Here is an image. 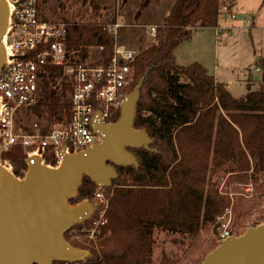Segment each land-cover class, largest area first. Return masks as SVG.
Masks as SVG:
<instances>
[{
    "label": "trees",
    "instance_id": "16d2710c",
    "mask_svg": "<svg viewBox=\"0 0 264 264\" xmlns=\"http://www.w3.org/2000/svg\"><path fill=\"white\" fill-rule=\"evenodd\" d=\"M226 1L175 0L157 30L158 44L137 53L127 93L142 82L133 129L146 133L149 150H130L136 168H115L117 179L103 189L109 209L107 225L99 237L89 241L79 235L84 240L76 242L65 234L67 244L90 255L83 262L70 264H155L156 233L181 240L196 238L180 264H201L206 254L203 258L194 255L197 239L207 227H217L216 220L230 205L218 193L215 174L247 171L248 155L264 185V60L256 63L258 90L251 91L247 86L248 93L240 99H234L201 65L179 67L175 63V50L190 40L194 29H217L223 11L230 12ZM105 28L69 25L67 50L82 62L89 49H100V60L93 67H107L116 41ZM61 76V69L52 70L32 110L38 118L45 114L49 123H62L70 117L66 100L70 85L63 81L60 88L55 87V79ZM119 116L120 110L113 112L112 123ZM25 161L20 148L0 155V162L11 168L15 178L26 174ZM96 190L84 176L69 204L89 202ZM231 211L239 217V204ZM260 222L259 226L264 225V217ZM82 226H76V230ZM158 264L172 263L162 258Z\"/></svg>",
    "mask_w": 264,
    "mask_h": 264
},
{
    "label": "rangeland",
    "instance_id": "374dc122",
    "mask_svg": "<svg viewBox=\"0 0 264 264\" xmlns=\"http://www.w3.org/2000/svg\"><path fill=\"white\" fill-rule=\"evenodd\" d=\"M174 2L175 0H47L42 3L41 0L40 16L49 22L65 24L67 29L71 24L99 25L104 28L120 24L123 28L118 31L115 43L137 55L141 50L151 46L150 44H158L157 30L163 26ZM226 3L230 12L223 11V15L218 19L217 29L193 30L190 40L177 47L174 57L179 67L194 63L201 65L217 82L224 85L234 99H240L246 96L248 88L251 91L258 90L260 73L257 72L256 63L259 59L264 60V0H227ZM148 27L156 28L155 37L146 35ZM100 53V49H89L87 59L81 63L93 66L100 60ZM59 85L61 86V81L57 80L55 87L60 88ZM22 123L26 126L37 124L40 128L53 124L47 121L45 114L38 119L26 116ZM130 150L127 149V153L131 154ZM246 161L247 171L215 174L219 186L218 193L230 205L229 209L216 220L215 229L207 227L200 234L197 249L194 251L195 256L200 255L201 258L204 256L203 253L208 256L226 239L238 238L248 229L261 224L260 220L264 217V185L248 155ZM43 162L44 165L47 162L51 169L59 166L47 155ZM51 163H55L56 166ZM0 166L11 173V168L6 163L0 162ZM24 178L25 175L15 179L21 181ZM87 203L92 207L96 218L100 205L94 198ZM237 203L240 216L234 217L231 210ZM256 220H259L258 223L250 226L249 223ZM76 226L78 225L65 233L69 238L70 234L76 231ZM84 239L79 237L72 241L79 242ZM195 239L167 238L156 233L153 263L158 264L162 258H167L172 264H180L184 253L190 249ZM84 252L87 253L85 258L87 259L90 255L87 251Z\"/></svg>",
    "mask_w": 264,
    "mask_h": 264
},
{
    "label": "built area",
    "instance_id": "2783aa9c",
    "mask_svg": "<svg viewBox=\"0 0 264 264\" xmlns=\"http://www.w3.org/2000/svg\"><path fill=\"white\" fill-rule=\"evenodd\" d=\"M4 2L8 22L1 40L5 61L0 70V154L20 148L26 157L27 170V162L33 165L36 158L44 165L46 155L60 165L61 151L69 156L78 155L100 141L93 131L97 115L100 123L113 124V112L120 110L133 81L131 66L136 55L115 43L107 67L83 65L73 52L67 50L66 25L49 22L40 16L41 0ZM121 28L120 24H114L105 30L116 41ZM146 33L155 37L156 28L148 27ZM54 69L62 70V76L56 78L55 83L64 80L70 85L71 92L67 95L69 119L45 128L37 124L24 125L22 119L26 116L38 119L32 110ZM94 201L100 205L97 217L94 218L92 211L85 221L86 228L70 234L71 240L82 235L95 241L107 225L109 202L103 189L97 188Z\"/></svg>",
    "mask_w": 264,
    "mask_h": 264
},
{
    "label": "water",
    "instance_id": "95a60500",
    "mask_svg": "<svg viewBox=\"0 0 264 264\" xmlns=\"http://www.w3.org/2000/svg\"><path fill=\"white\" fill-rule=\"evenodd\" d=\"M7 22L8 9L0 0V70ZM141 85L125 97L116 123L104 125L97 115L93 131L100 141L95 146L78 155L60 152L61 167L46 170L36 158L33 165L27 162L25 178L12 183L0 166V264L77 263L87 257L67 244L63 235L87 221L92 207L87 202L72 206L69 200L75 198L84 176L96 188L107 189L116 179L115 168H136L137 161L127 149L149 150L146 133L133 129ZM202 264H264V225L226 239Z\"/></svg>",
    "mask_w": 264,
    "mask_h": 264
},
{
    "label": "bare ground",
    "instance_id": "6f19581e",
    "mask_svg": "<svg viewBox=\"0 0 264 264\" xmlns=\"http://www.w3.org/2000/svg\"><path fill=\"white\" fill-rule=\"evenodd\" d=\"M40 166H42V167H43L44 169H46V170H52V169H51L50 167H48L47 165H43V164H41ZM60 167H61V165H60ZM60 167H59V168H60ZM1 170H2L3 174L6 175L12 183H17V182H18V181L15 179V177L10 173V171H9L8 169L3 168V169H1Z\"/></svg>",
    "mask_w": 264,
    "mask_h": 264
},
{
    "label": "crops",
    "instance_id": "0c3cea01",
    "mask_svg": "<svg viewBox=\"0 0 264 264\" xmlns=\"http://www.w3.org/2000/svg\"><path fill=\"white\" fill-rule=\"evenodd\" d=\"M224 18H225V16H223ZM155 28V27H154ZM195 30V29H194ZM200 30V29H199ZM146 35H147V33H146ZM148 36V35H147ZM150 37V36H149ZM153 38V37H152ZM150 45H154V44H150ZM258 72V71H257Z\"/></svg>",
    "mask_w": 264,
    "mask_h": 264
}]
</instances>
